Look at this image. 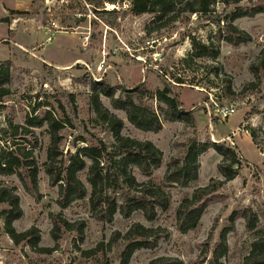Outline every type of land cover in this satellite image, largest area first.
I'll use <instances>...</instances> for the list:
<instances>
[{"label":"rangeland","instance_id":"rangeland-1","mask_svg":"<svg viewBox=\"0 0 264 264\" xmlns=\"http://www.w3.org/2000/svg\"><path fill=\"white\" fill-rule=\"evenodd\" d=\"M192 1L181 0L167 14L157 8V13L136 15L133 0H0V63H11L3 71L9 77L5 85L9 94L0 99V155L10 148L31 150L42 197L37 201L27 194L16 173L0 175V187L15 188L19 195L23 216L14 222L16 231L36 227L41 236L38 247L48 249L40 252L26 243L16 245L5 232L4 213L9 207L0 204V264H121L124 242H115L113 237L125 235L135 224L166 228L170 236L153 249L135 252L131 264H149L158 258L191 264L200 259L206 245L215 249L234 211L250 207L259 216L257 228L249 232L244 220L237 221L223 258L225 264H244L253 242L264 236V76L260 81L250 69L264 51V13L234 18L238 7L251 6L246 0L238 6L234 0H228L229 4L216 0L208 15L181 11ZM230 23L251 41L234 46L217 40L216 33L222 30L224 34ZM194 42H212L218 54L191 62ZM102 83L115 88V96L122 101L131 97L160 116L159 133L141 131L128 121L125 111L116 110L101 96L103 107L124 122L122 136L150 141L163 153L160 167L150 176L130 168L139 183L162 185L171 160L183 158L192 141L211 146L199 157L197 181L187 188L167 185L170 210H158L153 222L140 211L130 218L117 213L111 223L96 220L88 169L79 174L86 197L62 209L58 189L51 187L45 172L49 127L31 128V133L21 128L27 127V116L44 118L49 110L62 118L63 103L74 123V128L63 131L66 155L87 146L76 141L81 136L102 140L111 150L116 140L92 101L93 86ZM166 89L191 117L185 116L183 122L163 118L161 110L167 107L154 95ZM69 95L74 97L75 113L68 104ZM220 104L234 106L236 114L222 121L214 115ZM217 144L234 149L240 161L239 175L232 181L226 182L218 170L223 158L212 148ZM87 162L90 167L92 162ZM211 180L226 183L206 209L199 228L181 234L176 228L178 207ZM118 200L121 203L120 196ZM57 214L74 225L85 223L83 239L72 230L54 240L51 216Z\"/></svg>","mask_w":264,"mask_h":264},{"label":"trees","instance_id":"trees-1","mask_svg":"<svg viewBox=\"0 0 264 264\" xmlns=\"http://www.w3.org/2000/svg\"><path fill=\"white\" fill-rule=\"evenodd\" d=\"M215 1L193 0L185 3L184 9L181 11L208 15L211 13L210 6ZM234 1L235 6L240 4V0ZM246 1L251 6L246 9L238 7L234 18H252L264 13V0ZM179 2L181 0H133L132 11L136 15H142L157 13L158 8L162 14H167L173 12L175 5ZM224 4H229V1L224 0ZM225 30L224 34L222 30L216 33L215 38L219 41L224 39L234 46L251 41V37L246 32L240 31L231 23L225 27ZM217 54L212 42L208 44L194 42L191 62L194 58H215ZM10 66V61L4 64L0 63V99L9 94L5 88V85L9 83V77L3 71H7ZM250 69L254 76L261 81L264 76V51L261 52L259 62L252 64ZM115 92V88L102 83L93 86L92 94L97 116L105 122L107 129L116 140V144L111 150L102 140L94 141L81 136L76 141L86 143L87 146L73 155H66L62 150V142L65 139L63 131L67 128H74V123L63 103L60 105L62 118L56 117L53 111L49 110L45 112L44 118L27 116V127L21 128L31 133V128H41L44 124L49 127L51 143L47 152L48 161L45 163V172L49 176L51 187L58 189V204L62 209H66L75 200L86 197L87 189L80 180L79 174L88 169V182L92 187L90 204L95 212L96 220L111 223L117 213L124 218H130L133 213L140 211L147 221L153 222L158 218V210L164 212L170 210V194L166 191L167 185L187 188L192 182L197 181L200 170L199 157L211 146L192 141L187 146L183 158L171 160L162 185L139 183L130 172V168L137 167L143 175L150 176L153 169L160 167L163 153L150 141H138L122 136L124 122L103 107L101 96L108 98L116 110L125 111L128 121L141 131L159 133L162 130L161 119L144 104L135 103L131 97L122 101L115 96ZM154 97L166 105L167 109L161 110L166 121L183 122L186 120L185 116L191 117L190 112L186 113L179 109L178 101L175 97L170 96L169 89L158 90ZM68 100V104L72 107V113H75L73 95H69ZM15 129L17 132L19 127H15ZM21 148H10L11 150L2 152L0 175L16 173L27 194L39 201L42 195L39 192L38 166L32 159V151ZM212 148L223 158L218 165V170L226 182L235 179L239 175L240 169V161H238L235 150L218 144ZM106 157H108V161L107 164H104L103 161ZM87 161L92 162L90 167H88ZM226 182L211 180L209 186L196 189L192 198L184 199L176 212V228L181 234H187L199 228L203 214ZM118 196L122 199L121 203H119ZM0 204H7L9 207L4 213L6 215L5 232L13 242L16 245L26 243L34 250L46 252L48 249L38 247L41 236L36 227L22 233H18L14 228V222L23 216L20 198L15 192V188L0 187ZM51 219L53 222L51 233L54 240L58 241L64 231L72 230H77L80 238L83 239L85 223L71 224L60 214L52 215ZM239 220H244L245 228L249 232L254 231L259 224V216L252 208L247 207L234 211L228 219V225L221 231L215 249L211 251V244L206 243L208 246L205 244L206 249L200 259L191 264H225L223 258L229 251L228 236L236 232V223ZM169 236L170 232L166 228H146L135 224L125 235L115 234L113 240L118 242L121 239L124 242V249L120 255L121 264H131L135 252L144 248L153 249L161 240ZM210 252L212 255L208 259ZM149 264H179V262L170 258H158ZM244 264H264V236L253 242Z\"/></svg>","mask_w":264,"mask_h":264},{"label":"built area","instance_id":"built-area-1","mask_svg":"<svg viewBox=\"0 0 264 264\" xmlns=\"http://www.w3.org/2000/svg\"><path fill=\"white\" fill-rule=\"evenodd\" d=\"M236 114V109L234 106L227 105H217L215 110V116L221 118L222 121L233 117Z\"/></svg>","mask_w":264,"mask_h":264}]
</instances>
